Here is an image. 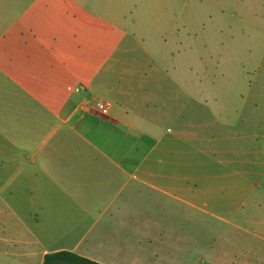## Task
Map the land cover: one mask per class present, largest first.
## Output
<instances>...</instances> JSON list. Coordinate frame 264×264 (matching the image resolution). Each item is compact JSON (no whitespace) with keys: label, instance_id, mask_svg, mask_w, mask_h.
Returning <instances> with one entry per match:
<instances>
[{"label":"crops","instance_id":"0c3cea01","mask_svg":"<svg viewBox=\"0 0 264 264\" xmlns=\"http://www.w3.org/2000/svg\"><path fill=\"white\" fill-rule=\"evenodd\" d=\"M114 20L94 0H61L59 6L0 0L6 223L23 231L25 245L57 247L44 251L43 260L70 251L100 264H175L180 261L158 248L184 244L169 232L172 215L201 213L202 199L211 196L202 188L206 166L221 168L215 176H247L231 167L239 162L240 141L245 163L249 151L252 156L254 116L221 105L206 122L201 78H191L174 53L164 56V47L150 51L167 59L146 67L152 79L140 66L124 68L114 55L134 49L108 37ZM144 84L151 93L137 91ZM99 100L109 103L107 110L97 108ZM239 125L244 132L237 133ZM238 211L234 205L214 212L231 223ZM261 228L260 234L258 227L246 228L260 241V248L255 240L247 247L246 260L264 258V222Z\"/></svg>","mask_w":264,"mask_h":264},{"label":"rangeland","instance_id":"374dc122","mask_svg":"<svg viewBox=\"0 0 264 264\" xmlns=\"http://www.w3.org/2000/svg\"><path fill=\"white\" fill-rule=\"evenodd\" d=\"M51 1L58 6L61 2ZM96 1L103 2L111 20L116 18L109 23L108 37H119L121 45L134 49L114 55L125 63L124 68L140 66L150 78L152 69L146 67L167 60L160 61L150 51L156 53L153 48L164 47L167 52L164 56L169 58L174 53V62L190 67L191 78H201V112L206 122L214 120L211 113L221 105L232 106L243 117L247 112L254 116L255 141L248 148L252 156L249 151L245 163V156L240 155L245 149L244 141H240L239 155L235 158L239 162L231 167L247 172V176H215V171L220 174L221 168L206 166L202 188L211 192V196L202 200L208 206L202 202L201 213H191L188 218L173 214L169 232L175 238L184 237V244L158 248L180 261L175 264H264L262 254L250 256L248 260L242 256L253 240L254 247L260 248V241L246 228L257 231L258 227L260 234L264 222V0ZM94 9L96 16V6ZM117 77L114 83L119 80ZM121 77L128 79L127 74ZM135 79H140V73ZM137 88L144 94L151 93V86L147 84ZM243 129L239 125L236 131L242 133ZM258 135L262 137L257 138ZM5 197H0V264H42L43 252L57 247L23 244V231L7 227ZM234 205L239 211L231 223L223 222L214 212ZM217 257L230 260L235 257L237 261L220 262L216 261Z\"/></svg>","mask_w":264,"mask_h":264},{"label":"trees","instance_id":"16d2710c","mask_svg":"<svg viewBox=\"0 0 264 264\" xmlns=\"http://www.w3.org/2000/svg\"><path fill=\"white\" fill-rule=\"evenodd\" d=\"M43 264H100L70 251H58L44 256Z\"/></svg>","mask_w":264,"mask_h":264},{"label":"built area","instance_id":"2783aa9c","mask_svg":"<svg viewBox=\"0 0 264 264\" xmlns=\"http://www.w3.org/2000/svg\"><path fill=\"white\" fill-rule=\"evenodd\" d=\"M109 107V103L103 101V100H99L97 102V108L100 110V111H104V110H107Z\"/></svg>","mask_w":264,"mask_h":264}]
</instances>
